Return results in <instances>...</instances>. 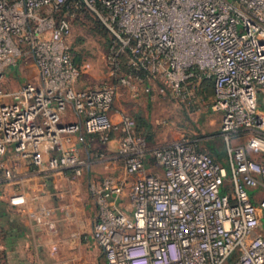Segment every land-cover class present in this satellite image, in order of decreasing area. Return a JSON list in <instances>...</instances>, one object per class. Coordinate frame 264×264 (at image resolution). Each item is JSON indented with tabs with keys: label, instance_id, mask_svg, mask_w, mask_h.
<instances>
[{
	"label": "built area",
	"instance_id": "obj_1",
	"mask_svg": "<svg viewBox=\"0 0 264 264\" xmlns=\"http://www.w3.org/2000/svg\"><path fill=\"white\" fill-rule=\"evenodd\" d=\"M81 6L115 40L109 64L118 84L132 90L157 79L160 94L188 99L202 80L211 81L227 166L196 138L152 147L131 118L114 122L117 83L79 86L81 68L66 37ZM19 60L32 62L36 78L9 91L6 70ZM259 95L264 98V0H0V186L13 175L3 159L8 152L41 175L67 168L79 174L78 144L64 145L70 136L98 134L106 143L118 133L123 171L89 182L96 212L83 236L100 246L106 264H264L249 193L264 192V161L249 153L264 155ZM68 106L74 121L63 118ZM239 134L245 141L234 144ZM226 181L230 191L222 192ZM0 197L15 206L27 200L3 189ZM258 204L264 210V194Z\"/></svg>",
	"mask_w": 264,
	"mask_h": 264
},
{
	"label": "crops",
	"instance_id": "obj_2",
	"mask_svg": "<svg viewBox=\"0 0 264 264\" xmlns=\"http://www.w3.org/2000/svg\"><path fill=\"white\" fill-rule=\"evenodd\" d=\"M18 67L19 64L10 66L6 70V84L11 80L12 76H15ZM137 84L142 85V82ZM128 92L129 98L122 102L121 100H117L119 94V90H117L110 110L111 118L114 122H119L130 113L136 118L137 133L143 132L146 135L147 131H144L145 124H149L152 127L151 122L145 118L143 113L138 110L135 111L133 103H126L127 101L136 100L133 89L130 90L128 88ZM63 118L65 121H74L76 119L71 106H68ZM118 136V133L111 134L110 140L102 144L99 141L98 134L88 135L78 132L70 136V142L64 143L65 147H69L71 144H78V156L82 162V169L79 174L85 176L87 189L90 181H96L109 173H122L124 162L120 153ZM214 136L222 137L219 131ZM147 141L152 145L156 143L154 137H151V140L148 139ZM222 141L225 148L223 138ZM204 146L203 151L223 164L221 153L219 154L216 147H212L208 141L204 143ZM249 153L254 158L256 155H259L261 158V155L253 150H250ZM3 159L5 164L10 166L13 175L7 183L0 186V189L6 190L9 193L14 191L22 192L26 195L27 200L23 205L15 206L9 204L6 198L0 197V264H68L67 261L63 262L61 260L59 250L65 248L70 251L73 249L74 244H79L80 248L82 247L86 261L92 260L94 264L98 259L99 264H106L100 246L92 239L79 243L78 237L75 239L71 235L69 236L65 230L59 232L55 228H48L47 215L49 213H46L48 212L47 209L52 207V199L65 198L67 195L72 204V209L80 213L79 204H81L82 198L85 197L82 191L83 186L81 181L72 182L66 177L73 170L67 168L63 172L41 175L36 173L34 168L24 160H15V156L11 152H8ZM262 159L264 161V156ZM152 162V158H149L146 164L147 172L152 170ZM225 184L221 188V191L229 192L230 186L228 185V181ZM249 192H251L252 201L257 206L259 216V224L255 232L264 238V210L258 204L264 192L256 188L249 190ZM92 203L94 204V201ZM94 207L96 208V206ZM94 216L95 213L93 218ZM53 259L56 260L54 261Z\"/></svg>",
	"mask_w": 264,
	"mask_h": 264
},
{
	"label": "rangeland",
	"instance_id": "obj_3",
	"mask_svg": "<svg viewBox=\"0 0 264 264\" xmlns=\"http://www.w3.org/2000/svg\"><path fill=\"white\" fill-rule=\"evenodd\" d=\"M70 23L71 28L66 37V43L70 48L73 61L81 68L79 86L85 87L102 83L116 84V80L110 76L111 65L109 64V55L115 51L116 43L101 19L87 7L81 6L75 10ZM18 64V71L6 84L9 90L19 87L24 80L34 81L36 78V70L30 60L25 63L19 60ZM125 67L127 66H124L123 69ZM137 83L133 89L136 100L127 101L126 103H133L135 111L138 110L143 113L145 118L151 122L150 137H154L156 143L153 145L149 144L143 132L139 133V136L143 137L152 147L169 144L181 137H188L198 139L199 147L204 150V143L208 141L212 147H216L219 154L221 153V160L227 166L226 149L224 148L222 137L214 136L220 129V116L212 111L210 107L212 97V83L210 80H202L199 87L196 88L194 96L188 99L171 96L168 92L160 94L158 92L160 84L157 79L144 81L142 85ZM147 85L151 88L148 91L145 90ZM117 88L119 90L117 100L122 102L127 100L129 98L128 88L118 83ZM258 103H262L261 95L258 96ZM127 117L134 120L136 127V118L130 113ZM145 130L147 131L146 128H144ZM245 138L246 134H239L233 138V143L242 144ZM257 153L261 155V158L256 155L255 159L263 162L262 157L264 155L260 152ZM66 177L72 182L81 181L83 186L82 191L85 197L82 198L83 200L79 204L80 213L72 209V204L67 195L65 198L52 199V207L48 208L46 213L50 214L47 215L48 228H55L59 232L65 230L66 234L71 235L75 239L78 237L79 243H82L85 241L83 238L84 234L90 231L91 220L96 208L88 192L85 176L72 172ZM49 220L51 221L49 222ZM59 251L61 260L63 262L67 261L68 264H93L92 260L86 261L84 259L85 255L79 244H74L73 249L70 251L65 248ZM53 260L55 261L56 259ZM94 264H99L98 259Z\"/></svg>",
	"mask_w": 264,
	"mask_h": 264
},
{
	"label": "trees",
	"instance_id": "obj_4",
	"mask_svg": "<svg viewBox=\"0 0 264 264\" xmlns=\"http://www.w3.org/2000/svg\"><path fill=\"white\" fill-rule=\"evenodd\" d=\"M145 128L147 129L146 140H148V139L150 140L151 139L150 132H149L150 125L149 124H145Z\"/></svg>",
	"mask_w": 264,
	"mask_h": 264
}]
</instances>
